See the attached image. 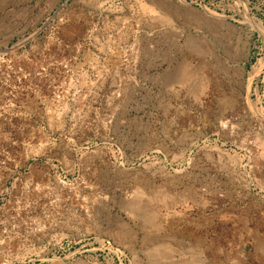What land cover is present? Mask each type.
<instances>
[{
    "label": "rangeland",
    "instance_id": "rangeland-1",
    "mask_svg": "<svg viewBox=\"0 0 264 264\" xmlns=\"http://www.w3.org/2000/svg\"><path fill=\"white\" fill-rule=\"evenodd\" d=\"M0 264H264V0H0Z\"/></svg>",
    "mask_w": 264,
    "mask_h": 264
},
{
    "label": "bare ground",
    "instance_id": "bare-ground-1",
    "mask_svg": "<svg viewBox=\"0 0 264 264\" xmlns=\"http://www.w3.org/2000/svg\"><path fill=\"white\" fill-rule=\"evenodd\" d=\"M180 71V70H179Z\"/></svg>",
    "mask_w": 264,
    "mask_h": 264
}]
</instances>
